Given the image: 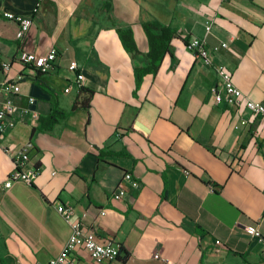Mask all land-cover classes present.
<instances>
[{
  "label": "crops",
  "instance_id": "0c3cea01",
  "mask_svg": "<svg viewBox=\"0 0 264 264\" xmlns=\"http://www.w3.org/2000/svg\"><path fill=\"white\" fill-rule=\"evenodd\" d=\"M5 13L32 18L25 40ZM209 19L208 48L229 42L215 65L248 99L263 100L264 0H0V78L21 87L17 125L0 142V264H48L60 254L72 229L59 204L129 255L107 264H264L263 243L244 230L256 224L264 237V121L215 103V69L187 48L205 38ZM144 24L170 26L177 37L158 73L138 85L135 68L149 51ZM128 27L140 54L122 44L117 28ZM52 48L58 58L48 74L19 62L22 52ZM73 61L85 84L66 93ZM81 98L88 106L73 111ZM55 107L66 118L40 129ZM28 142L37 178L7 189L14 161L3 146L16 152ZM125 173L137 189L122 182ZM120 186L127 191L116 200ZM73 259L96 264L83 249Z\"/></svg>",
  "mask_w": 264,
  "mask_h": 264
},
{
  "label": "built area",
  "instance_id": "2783aa9c",
  "mask_svg": "<svg viewBox=\"0 0 264 264\" xmlns=\"http://www.w3.org/2000/svg\"><path fill=\"white\" fill-rule=\"evenodd\" d=\"M4 16L17 23L18 31L16 38L21 41L25 40L33 26L32 18L16 16L11 13H5ZM213 23V19H209L206 22L205 38H191L187 42V48L203 62L204 66L215 69L220 80V87L212 89L215 103L224 104L229 108L244 107L251 114L262 118L264 121V99L257 102L248 99L235 84L231 71L224 66L215 65L213 60L214 54L221 49H228L229 42L224 41L212 49L208 48L207 37L212 33ZM57 58L58 51L56 48H52L45 55L22 52L19 56V62L23 66L29 68L34 75L37 73L48 74L54 70ZM11 67L12 65L9 63L2 64V69L6 73L10 71ZM68 69L70 72L74 73L75 79L72 85L66 89V93L70 92L73 86L81 89L85 84V77L80 73L79 65L76 61L71 62ZM20 93V84L15 81L0 78V142L3 141L7 133L17 125L16 117L18 108L15 105L13 97ZM30 103H34V99L31 98ZM21 113H23V115H30L33 120L39 119V114L37 112L25 109ZM241 124L245 125L246 121H241ZM31 148H33L31 142L26 143L16 152H11L8 146H3V149L7 153L12 154L14 161V169L4 185L5 188H11L14 182H23L29 186L33 185L38 175V169L33 167L30 168L28 165L30 163L29 151ZM122 182L129 184L132 189H137L139 187V180L132 173H125ZM126 191L124 187L120 186L114 198L116 200L122 199ZM56 210L69 222L72 231L63 250L59 255L51 259L48 264H75L73 255L78 249L86 251L90 259L96 264H107L118 260L121 254V247L108 241H101L94 234L87 231L83 226V218L72 220L74 215L72 207L59 204ZM101 215H105V211H103ZM244 230L249 236L257 238L264 245V237L258 225H248Z\"/></svg>",
  "mask_w": 264,
  "mask_h": 264
},
{
  "label": "trees",
  "instance_id": "16d2710c",
  "mask_svg": "<svg viewBox=\"0 0 264 264\" xmlns=\"http://www.w3.org/2000/svg\"><path fill=\"white\" fill-rule=\"evenodd\" d=\"M143 27L147 35L149 51L144 55L146 64L135 68V76L138 85L141 84L145 76L151 74L156 75L158 73L164 58L171 53L173 40L177 37L176 31L170 26L162 27L159 31L148 24H144ZM117 32L127 51L131 54H140L132 28H117ZM87 106L88 100L86 98L77 99L72 110L74 111L78 108H85ZM66 116L67 113L65 111L55 107L48 117L40 119V129L51 130L60 120L66 118ZM121 256L123 260H126L129 256L122 247L119 258Z\"/></svg>",
  "mask_w": 264,
  "mask_h": 264
}]
</instances>
